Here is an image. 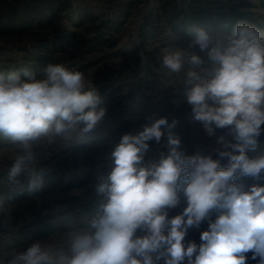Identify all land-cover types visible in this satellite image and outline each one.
<instances>
[{
  "label": "clouds",
  "instance_id": "1",
  "mask_svg": "<svg viewBox=\"0 0 264 264\" xmlns=\"http://www.w3.org/2000/svg\"><path fill=\"white\" fill-rule=\"evenodd\" d=\"M185 31L188 48L164 49L162 65L183 73L187 104L206 134L226 130L232 139L219 137L215 158L188 155L173 131L178 121L153 115L111 149V170L96 186L99 210L65 234L64 246L36 240L0 253V264H264V184L246 189L237 182L264 179V151L249 155L264 135V31L246 21L230 33L199 25ZM102 105L85 74L63 64H47L40 76L26 68L0 72V137L20 153L9 171L11 186L24 191L26 179L29 193L42 187L37 143L92 144L106 114ZM150 142L164 151L146 160ZM204 222L200 243H185Z\"/></svg>",
  "mask_w": 264,
  "mask_h": 264
},
{
  "label": "rangeland",
  "instance_id": "2",
  "mask_svg": "<svg viewBox=\"0 0 264 264\" xmlns=\"http://www.w3.org/2000/svg\"><path fill=\"white\" fill-rule=\"evenodd\" d=\"M239 21L264 31V0H0V72L31 71L39 64L33 57L38 52L49 63L82 71L106 108L92 144L34 145L36 166L45 172L43 184L39 191L19 199L14 197L16 192L24 191L13 188L6 177L19 149L0 137V253L23 250L36 240L53 248L64 246L65 234L90 219L83 214L85 208L95 205V213L99 210L96 186L111 170V149L123 134H136L151 124L153 115L167 117L169 124L178 121L173 131L186 154L211 153L215 158V150L223 147L219 137L225 141L232 137L219 129L213 136L206 134L187 104L183 73H170L162 65V56L166 48H188L185 29L189 25L230 33ZM101 38L105 43L90 49V42ZM194 51L205 66L211 64L206 53ZM160 151L164 149L150 142L145 159L157 157ZM260 151H264V135L257 151L249 155ZM221 163L226 166L227 161ZM237 182L247 189L254 183L264 184V179L241 177ZM92 191L96 195L75 203V209L67 205ZM207 226L204 222L190 229L185 243L199 244ZM38 232L42 235H35Z\"/></svg>",
  "mask_w": 264,
  "mask_h": 264
},
{
  "label": "trees",
  "instance_id": "3",
  "mask_svg": "<svg viewBox=\"0 0 264 264\" xmlns=\"http://www.w3.org/2000/svg\"><path fill=\"white\" fill-rule=\"evenodd\" d=\"M56 14H57V12H55ZM74 37H71V38H69V40H72ZM100 41H102V43H105L103 40H102V38L101 39H99L96 43L95 42H90V47H88V48H90V49H95L98 45H99V42ZM102 43H100V44H102ZM33 57H35L34 59H35V61L36 62H38L39 64H36L35 66H33V69L31 70V72H33V73H35L37 76H40V75H42V69L47 65V64H49V60H48V58H46L45 56H41L38 52H36V54H34L33 55ZM7 178L9 177V176H6ZM30 193L27 191V185L25 186V190H24V192L22 193V192H16V194H15V199H19L20 197H24V196H27V195H29ZM94 196V195H96L95 194V191H92V192H88V193H86V194H83L82 196H80V197H78V198H73V199H71V200H69L68 202H66L67 203V205L71 208V209H75V203H82L83 202V200H84V198L85 197H87V196ZM84 207V206H83ZM96 206L95 205H93V206H91V209L90 208H85V210H84V212H83V214L84 215H87L89 218H91L92 216H94L96 213ZM31 233V232H30ZM30 233H27L26 234V239L28 240V239H30ZM35 235H42V233L41 232H38V233H36Z\"/></svg>",
  "mask_w": 264,
  "mask_h": 264
},
{
  "label": "water",
  "instance_id": "4",
  "mask_svg": "<svg viewBox=\"0 0 264 264\" xmlns=\"http://www.w3.org/2000/svg\"><path fill=\"white\" fill-rule=\"evenodd\" d=\"M153 1V0H152ZM145 60V59H144Z\"/></svg>",
  "mask_w": 264,
  "mask_h": 264
}]
</instances>
